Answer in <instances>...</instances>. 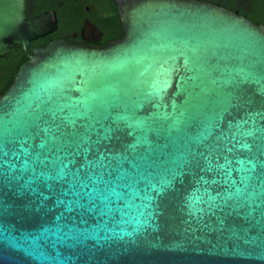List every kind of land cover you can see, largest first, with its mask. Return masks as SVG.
Wrapping results in <instances>:
<instances>
[{
  "label": "water",
  "instance_id": "1",
  "mask_svg": "<svg viewBox=\"0 0 264 264\" xmlns=\"http://www.w3.org/2000/svg\"><path fill=\"white\" fill-rule=\"evenodd\" d=\"M114 1L121 37L33 45L57 29L56 11L29 17L28 0H0V56L21 44L29 57L0 95L19 101L16 119L42 107L65 127L92 125L93 139L118 126L122 144L133 146L130 158L161 162L136 176L139 196L125 222L109 224L116 230L106 240H88L87 255L72 264H264V216L235 207L242 197L228 199L230 206H193L198 170L159 191L172 161L206 153L228 120L264 109V25L209 0ZM212 188L213 195L232 190L223 180ZM41 223L13 218L14 239L0 241V264H52L30 254L25 239Z\"/></svg>",
  "mask_w": 264,
  "mask_h": 264
},
{
  "label": "snow or ice",
  "instance_id": "2",
  "mask_svg": "<svg viewBox=\"0 0 264 264\" xmlns=\"http://www.w3.org/2000/svg\"><path fill=\"white\" fill-rule=\"evenodd\" d=\"M16 104L0 100V241L12 238L13 218L40 220L39 230L25 237L30 254L52 264H72L73 258L87 255L88 240H106L116 230L109 224L125 222L123 216L134 211L129 201L139 196L136 176L161 162L149 156L130 158L133 146L122 144L118 126L105 127L93 139L92 125L77 128L72 122L65 127L42 107L17 120ZM257 139L264 141V109L228 120L206 153L193 150L188 159L172 161L159 191L198 170L202 174L193 189L199 195H190L193 206L211 208L217 200L230 206L228 199L242 197L235 207L247 209L249 216H264V142L257 144ZM221 180L232 190L222 188L213 195L212 186ZM99 230L105 231L103 238ZM49 250L60 255L45 256Z\"/></svg>",
  "mask_w": 264,
  "mask_h": 264
},
{
  "label": "flooded vegetation",
  "instance_id": "3",
  "mask_svg": "<svg viewBox=\"0 0 264 264\" xmlns=\"http://www.w3.org/2000/svg\"><path fill=\"white\" fill-rule=\"evenodd\" d=\"M209 1L227 6L222 3L223 0ZM240 3L248 10L252 6L251 0H240ZM228 8L264 25L263 21L251 18L249 12L241 10L240 7ZM51 10L56 11L58 18V27L50 34L51 40L63 38L72 42L105 45L103 40L107 33V22L113 12L112 0H28L27 2V13L32 16Z\"/></svg>",
  "mask_w": 264,
  "mask_h": 264
},
{
  "label": "trees",
  "instance_id": "4",
  "mask_svg": "<svg viewBox=\"0 0 264 264\" xmlns=\"http://www.w3.org/2000/svg\"><path fill=\"white\" fill-rule=\"evenodd\" d=\"M252 6L248 10L240 3V0H223L222 3L228 7H240L241 10L249 12L251 18H258L264 22V0H251ZM113 12L107 22V33L103 44L117 39L123 35V26L117 3L112 0ZM226 6V7H227ZM31 17L32 14L28 13ZM51 34V33H50ZM46 35L34 40L33 45H45L52 39V35ZM29 59L27 52L22 49L21 44H16L5 56H0V95L10 86L19 67Z\"/></svg>",
  "mask_w": 264,
  "mask_h": 264
}]
</instances>
